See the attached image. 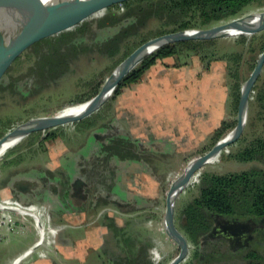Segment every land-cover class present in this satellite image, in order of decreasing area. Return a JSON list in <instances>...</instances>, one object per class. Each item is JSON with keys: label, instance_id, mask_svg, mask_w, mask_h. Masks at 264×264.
<instances>
[{"label": "rangeland", "instance_id": "1", "mask_svg": "<svg viewBox=\"0 0 264 264\" xmlns=\"http://www.w3.org/2000/svg\"><path fill=\"white\" fill-rule=\"evenodd\" d=\"M114 6L99 9L85 20L109 18L111 13L120 15L126 13L123 6ZM259 12H264V2L248 8L236 18ZM74 27L59 26L55 30L46 32L41 38L27 44L0 65V83L6 76L14 83L12 89L0 92V136L9 133L31 118L61 114L67 108L78 105L82 97L89 95L96 88H99V93L117 66L124 49L113 57L103 55L98 51L87 50L73 59L65 73L61 72L63 66L58 65L51 75L49 67L46 65L43 67L44 61H48L51 67L55 62H62L65 56L70 57L72 53L58 51L57 46L67 39L68 33L66 32ZM159 30L160 23L151 20L145 28L138 31L146 34ZM263 33L264 31L252 35L211 39L203 44L206 49L202 55L184 49L181 55L172 58L182 64L200 59L206 69L214 65L222 69L229 93L226 102L221 101L220 104L221 114L223 113L221 118L225 117L220 125L224 121L233 123L238 120V110H235L230 92V87L236 80L229 75L230 68L227 64H230L233 71L239 67V81L243 86L264 50L262 48L264 39L260 38ZM253 35L257 37L254 42L252 41ZM135 37L137 34L133 35L132 40H135ZM241 37H247V40L241 42ZM235 54H241L240 61L234 58ZM37 57H42V59L36 62ZM69 57L66 59L69 60ZM59 68H61L59 73H63L61 76L56 74ZM33 71L38 74L40 86L28 91L20 89L21 85L27 83L28 78L31 80ZM263 84L264 71L250 95L248 116L242 135L224 147L213 161L197 171L188 186L178 196L175 204L177 226H179V216L183 207L199 194L206 173L222 175L252 168H264L262 162L241 161L232 156L249 146L257 137L264 135V121L259 113L260 109L256 100L257 88ZM117 98L113 93L100 109L90 115V121H95L96 128L112 121L113 118L116 119ZM82 120L45 131H37L33 135L29 134L16 145L17 147L9 149L0 157V202L26 208L35 215L32 218L18 215L15 212H7L6 217L12 214L14 218L13 221L8 218L7 224L10 228L5 227L0 233V264H12V261L29 250L30 254L22 258L18 264H111L110 254L105 248L108 246L116 248L113 240H109L110 243L103 242L96 249L93 247V242L98 240V235L101 233H104L105 241L110 239L109 231L101 230V233H98L99 226H103L105 222L103 212L105 209L122 220H131V230L140 232V237L145 239L144 241H150L153 264H168L180 252L179 244L168 236L164 226L168 193L173 182L185 171L187 164L208 152L215 145L213 136L216 130L202 145L167 156L157 154V158L155 157L152 163L157 177L146 178L142 173L136 174L145 178L146 184L140 182L141 177L139 181L133 177L135 185L131 184L128 194L130 198L140 195L146 199L140 208L133 207L131 211L125 212L111 204L92 208L91 203L88 202L85 205L86 215L83 214L82 219L77 217L70 219L64 215V212L76 211L78 206H81L75 198L69 195L68 188L70 183L76 182L80 174L78 165H76L80 156L75 152L86 146L93 132L87 128H79L78 125L88 123ZM233 129L228 130L225 136ZM52 130L57 131L60 138L57 141L44 140L47 132ZM41 141L43 142L40 144ZM20 158L22 160L19 162ZM38 175L40 176L37 177ZM123 178L122 183L125 184L129 177L123 176ZM27 179L35 181L37 188L32 194L19 197L17 189L12 187L13 185L16 188L26 185L25 180ZM9 182L11 185L8 187ZM48 187H56L55 193L52 194ZM227 219L235 225H242V228H239V234L235 235L236 239L232 249L226 251V247L218 246L222 253L227 252L229 258L218 260L217 264L244 263L247 261L246 255L251 251L264 255V218L255 219L233 215ZM222 235L223 233H214L211 238L214 241L220 240L226 243ZM194 250L193 245L190 244L189 254L184 261L194 260Z\"/></svg>", "mask_w": 264, "mask_h": 264}, {"label": "trees", "instance_id": "2", "mask_svg": "<svg viewBox=\"0 0 264 264\" xmlns=\"http://www.w3.org/2000/svg\"><path fill=\"white\" fill-rule=\"evenodd\" d=\"M263 2L264 0H130L114 6H123L126 10L123 15L111 13L109 18H100L93 21L85 20L76 24L77 26L66 32L68 33L67 39L57 46L58 51L72 53L70 57L65 56V58H62V62H55L51 67L48 61H44L43 67L45 65L49 67V74L51 75L58 65L63 66L61 72L64 71L65 73L73 59L87 50L98 51L103 55L113 57L124 49L122 56L118 59V65L136 48L153 37L187 29L210 28L236 18L248 8ZM151 20L160 23V30L146 34L140 33L138 30L145 28ZM135 34H137V37L132 40ZM241 38V42L247 40V37ZM260 38L264 39V33ZM256 39V35H253L252 41L254 42ZM209 41H181L165 45L156 50L122 79L114 92L115 98L122 94L125 88L140 83L146 71L159 60L179 56L184 49L202 55L206 49L203 44ZM262 48H264V41ZM67 50L70 52H66ZM39 57L38 59L41 60L42 57ZM67 57H69V60L66 59ZM241 57V54H235L234 56L238 61ZM228 58L230 59V57ZM227 66L230 68L229 75L236 80L231 85L230 92L234 100L235 110H238L242 87L239 81V67H236L233 71L230 64H227ZM60 69L56 73L57 76L63 74L59 73ZM35 76L38 78L37 73ZM9 82L13 83V80H2L0 92L12 89L14 85L8 86ZM98 89L96 88L89 95L82 97L78 104L94 97L98 93ZM257 89V105L264 121V84ZM86 119L82 121L88 123L78 125L80 129L94 126L95 121H90L91 116ZM236 124L237 122L224 121L214 132L213 139L215 143L223 138L226 132L234 128ZM58 138H60V134L52 130L47 132L44 140L55 141ZM141 145L139 141L132 139L129 135L114 137L104 148L103 155L108 159L118 158L119 160L139 161L144 156L140 153ZM232 156L241 161L264 163V135L257 137L249 146ZM21 160L22 158L19 159V162ZM153 161L154 159H152V163ZM105 204L110 203L106 202ZM119 209L125 212L131 211L126 210L124 207H119ZM231 215L247 216L255 219L264 218V168H252L247 171L222 175L213 173L204 175L199 194L183 207L179 216V228L195 249L194 260L183 261L181 264H202L203 262L199 259L200 243L208 237L214 227L216 228L215 220L217 217ZM104 216L103 226L110 233V239H106L105 243L109 240L116 243V248L114 246L105 248L106 252L110 254L111 264H153L150 253L152 245L150 241L141 239L140 232L131 230V220H122L112 213H107ZM248 257L253 258L254 261L242 264H264V255L256 251L250 252Z\"/></svg>", "mask_w": 264, "mask_h": 264}, {"label": "water", "instance_id": "3", "mask_svg": "<svg viewBox=\"0 0 264 264\" xmlns=\"http://www.w3.org/2000/svg\"><path fill=\"white\" fill-rule=\"evenodd\" d=\"M18 1H0V65L27 44L41 38L46 32L55 30L59 26L74 27L99 9L122 4L130 0H57L25 14H21L18 11ZM234 27L237 28L235 33H230V30ZM261 31H264V12L251 13L210 28L187 29L152 38L136 48L114 68L99 93L86 102L78 104L84 105L95 101L89 104L83 112L77 115H66L63 112L54 116L31 118L0 138V150L12 142L18 134L23 133L26 137L34 132L45 131L67 123L77 122L92 115L108 101L128 73L146 57L165 45L187 40H211L226 36L252 35ZM263 70L264 50L252 74L241 88L238 120L234 129L217 141L208 152L191 161L170 188L164 218L165 230L168 236L179 244L180 252L168 264H181L189 254V242L177 227L175 221L176 200L197 171L210 163L220 154L224 147L242 135L247 121L250 95ZM20 259H17L15 264Z\"/></svg>", "mask_w": 264, "mask_h": 264}, {"label": "crops", "instance_id": "4", "mask_svg": "<svg viewBox=\"0 0 264 264\" xmlns=\"http://www.w3.org/2000/svg\"><path fill=\"white\" fill-rule=\"evenodd\" d=\"M172 58L159 60L146 71L140 83L124 89L116 101V119H112L134 139L162 146L164 150L161 151L164 152L159 153L167 155L204 144L225 118H221L220 104L227 100L229 93L225 74L221 68L214 67L217 65L206 69L200 59L182 64ZM110 134V131H102V136ZM133 168V172L137 171L135 175L122 173L121 176L122 179L123 176L132 178L131 182L125 183L128 189L131 184L135 185L133 177L139 181L141 176L136 174L152 177L137 169V165ZM146 181L141 177L140 182L146 184ZM83 214L86 215V212H64L70 219H82ZM7 216L13 221L12 214ZM98 230V233L108 231L102 225ZM99 235L98 240L93 242L94 249L105 242L104 233ZM22 256L17 259L24 258Z\"/></svg>", "mask_w": 264, "mask_h": 264}, {"label": "flooded vegetation", "instance_id": "5", "mask_svg": "<svg viewBox=\"0 0 264 264\" xmlns=\"http://www.w3.org/2000/svg\"><path fill=\"white\" fill-rule=\"evenodd\" d=\"M37 61L38 57L36 58V62ZM30 78L31 80H29L28 78L27 83L21 85L23 87L19 85L20 89L23 88L24 90L28 91L40 86V82L38 78H36L35 74L31 75ZM4 79L6 81H9L7 76ZM11 84L14 85V83L9 82L8 86H10ZM112 123L113 122L110 121L106 124L100 125V128L98 127L99 129L96 128V126L87 128L90 129V132L93 131L91 133V139H89L86 146L82 147L81 150L75 152L80 156L78 162H76V165H78V170H80V174L76 178V182L74 184L70 183L68 188L69 195L77 200L78 205L81 204L80 207L78 206V210L76 211L85 212V205L88 202L91 203L92 208L102 205L106 206V202H109L111 205H114L116 207H124L126 210H131L133 207L140 208L146 201V199L140 195L139 197H129L127 184L124 185V183H122V173H130L132 176L133 174L135 175L137 171L133 172V166L135 165L136 167L137 165V169H140V171L142 170L143 173L148 174L153 178L157 177L155 167H153L152 165V159H155V157L157 158V154L167 156V154L165 153H159L163 148L157 143H153L151 145L142 143L140 140H137L142 144L140 147V153L144 156L141 158V160L128 161L119 160L118 158L108 159L103 155V150L109 144L111 139L122 135H129L132 139H134L127 131L121 128L120 125ZM102 131H110L111 134L107 137L102 136ZM129 168L130 170H128ZM40 175H38L37 177H39ZM131 179L127 178L126 182H131ZM21 180L23 181V179ZM25 182L26 185L21 187L19 186L16 188L15 185H13V187L11 186L13 189H17V194L19 195V197L30 195L37 188L35 181L27 179L25 180ZM10 185L11 183L9 182L8 187ZM48 189L52 194H54L56 187H48ZM103 212L104 214L109 213L107 209H105ZM231 216L217 217V221L215 220L216 228L214 227V230L208 235V237L200 243L199 259L203 262L202 264H217L218 260H226L229 258L227 256V252L222 253V250L219 249L218 246L226 247V251L232 249L233 242L236 239L235 235L239 234L238 230L239 228H242V225H235L227 219ZM177 227L179 228V226ZM214 233H223L222 236L226 240V243L220 240L214 241V239L211 238L212 234ZM188 242L189 245L192 244L189 240ZM249 254L250 252L246 255L245 258L247 259V261H245L244 263L254 261L253 258L248 257Z\"/></svg>", "mask_w": 264, "mask_h": 264}, {"label": "bare ground", "instance_id": "6", "mask_svg": "<svg viewBox=\"0 0 264 264\" xmlns=\"http://www.w3.org/2000/svg\"><path fill=\"white\" fill-rule=\"evenodd\" d=\"M1 1V0H0ZM57 0H19L18 1V11L21 13V14H25V13H28L30 11H33L34 9L38 8V7H42V6H45L46 4L48 3H51V2H55ZM237 28L234 27L230 30V33H235V30ZM115 92V91H114ZM95 101L93 102H90V103H87V104H84V105H75V106H72V107H69L67 108L64 113L66 115H77V114H80L81 112H83V110L89 106V104H92L94 103ZM25 138V135L23 133L21 134H18L17 136H15L14 140L12 142H10L9 144H7L6 146H4L1 150H0V157L2 155H4L9 149L15 147L17 144L21 143V141ZM17 147V146H16ZM214 160V159H213ZM212 160V161H213ZM188 165V164H187ZM188 186V185H187ZM185 186L183 188V190L181 191V193L184 191V189L187 187ZM180 193V194H181ZM24 217V216H23ZM164 226H165V223H164ZM42 233V232H41ZM38 245V244H37ZM33 248V247H32ZM31 251H28L27 254L25 256H27L28 254H30ZM24 255V254H23ZM24 256V257H25ZM17 260V259H16ZM21 260V259H20ZM19 260L16 262V264H18Z\"/></svg>", "mask_w": 264, "mask_h": 264}, {"label": "built area", "instance_id": "7", "mask_svg": "<svg viewBox=\"0 0 264 264\" xmlns=\"http://www.w3.org/2000/svg\"><path fill=\"white\" fill-rule=\"evenodd\" d=\"M7 212H15L18 215H24V216H31L35 217L34 213L26 208L18 207V206H12L7 203L2 202L0 206V233L5 227L10 226L7 224L9 221L8 217H6ZM15 264V262L13 263Z\"/></svg>", "mask_w": 264, "mask_h": 264}]
</instances>
